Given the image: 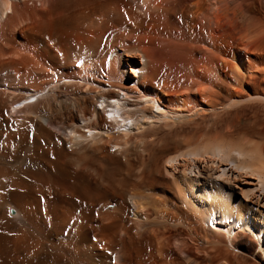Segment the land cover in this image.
Returning a JSON list of instances; mask_svg holds the SVG:
<instances>
[{
    "label": "bare ground",
    "instance_id": "obj_1",
    "mask_svg": "<svg viewBox=\"0 0 264 264\" xmlns=\"http://www.w3.org/2000/svg\"><path fill=\"white\" fill-rule=\"evenodd\" d=\"M66 1L0 0V264H264V0Z\"/></svg>",
    "mask_w": 264,
    "mask_h": 264
},
{
    "label": "rangeland",
    "instance_id": "obj_2",
    "mask_svg": "<svg viewBox=\"0 0 264 264\" xmlns=\"http://www.w3.org/2000/svg\"><path fill=\"white\" fill-rule=\"evenodd\" d=\"M62 1H64V0H60V2H62ZM116 3V2H115ZM70 5V3L68 2V1H66L65 0V2H63V4L61 3L60 4V6H61V8H65L66 6H69ZM117 4V3H116ZM62 5H64V6H62ZM138 7H139V9H140V7H141V3H138ZM119 8H120V11H122L123 13H124V16L126 17V15L127 14H129V13H127V11L125 10V9H128V8H124V7H122L121 5H120V7H119V2H118V5H117V9L119 10ZM139 9H137V11L139 10ZM110 19H112V18H110L109 16L108 17H106V18H102V20H100V25H101V31L103 30V29H105V28H107V25H109L110 24ZM112 29H114V28H111V30ZM100 31V32H101ZM108 32V31H107ZM109 32H111L110 30H109ZM106 36L105 37H107L109 34L108 33H106L105 34ZM109 37V36H108ZM106 39V38H105ZM109 39V38H108ZM111 39H113L112 38V36H111ZM89 50H93V49H89ZM88 50V51H89ZM95 52V51H94Z\"/></svg>",
    "mask_w": 264,
    "mask_h": 264
}]
</instances>
